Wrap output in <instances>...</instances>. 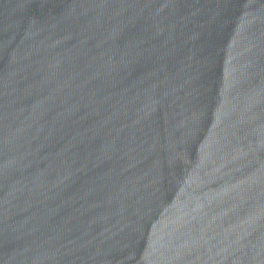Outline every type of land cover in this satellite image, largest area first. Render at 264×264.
<instances>
[{"label": "water", "instance_id": "1", "mask_svg": "<svg viewBox=\"0 0 264 264\" xmlns=\"http://www.w3.org/2000/svg\"><path fill=\"white\" fill-rule=\"evenodd\" d=\"M0 264H264V0H0Z\"/></svg>", "mask_w": 264, "mask_h": 264}]
</instances>
